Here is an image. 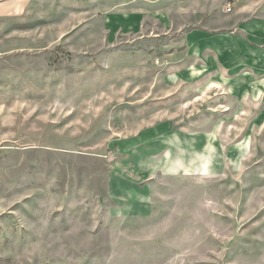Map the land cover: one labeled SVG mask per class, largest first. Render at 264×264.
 <instances>
[{
    "label": "rangeland",
    "instance_id": "1",
    "mask_svg": "<svg viewBox=\"0 0 264 264\" xmlns=\"http://www.w3.org/2000/svg\"><path fill=\"white\" fill-rule=\"evenodd\" d=\"M111 1L0 0V264H264V183H246L260 165H148L164 149L143 139L168 118L230 122L254 164L258 116L183 103L164 85L173 36L110 39Z\"/></svg>",
    "mask_w": 264,
    "mask_h": 264
},
{
    "label": "crops",
    "instance_id": "2",
    "mask_svg": "<svg viewBox=\"0 0 264 264\" xmlns=\"http://www.w3.org/2000/svg\"><path fill=\"white\" fill-rule=\"evenodd\" d=\"M9 1L13 8L20 0ZM227 5L234 7L233 12H227ZM97 11L104 12L110 39L112 34L116 38L121 33L173 36V47L161 55L163 62L169 63L164 85L173 91H186L183 97L191 101L183 103H214L218 107L215 112L223 116H229V101L247 103L249 113L258 116L254 124L258 132L264 131V0H112ZM112 15L122 16L123 21L115 19V26H107ZM175 120L168 118L150 135L151 130L146 132L143 139L150 141L148 149L160 153L164 149L163 161H156L155 152L148 155L154 159L148 165L167 164L171 170H181L188 163L209 165L244 156L246 168L250 163V169L260 165L262 173L248 172L247 187L264 183V154L253 164L256 159L250 156V141L231 152L230 122H216L195 131ZM262 187L264 191V184Z\"/></svg>",
    "mask_w": 264,
    "mask_h": 264
},
{
    "label": "built area",
    "instance_id": "3",
    "mask_svg": "<svg viewBox=\"0 0 264 264\" xmlns=\"http://www.w3.org/2000/svg\"><path fill=\"white\" fill-rule=\"evenodd\" d=\"M226 8H227V12L229 13L233 12L234 10V7H232V5H227Z\"/></svg>",
    "mask_w": 264,
    "mask_h": 264
}]
</instances>
